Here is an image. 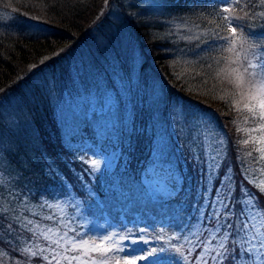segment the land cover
I'll list each match as a JSON object with an SVG mask.
<instances>
[{
	"label": "rangeland",
	"instance_id": "1",
	"mask_svg": "<svg viewBox=\"0 0 264 264\" xmlns=\"http://www.w3.org/2000/svg\"><path fill=\"white\" fill-rule=\"evenodd\" d=\"M219 1L225 3L216 11L222 27L226 29V37L223 39L226 43L222 45L216 39H211L210 42L206 39L209 37L208 30L199 31V27L186 20L180 19L177 23L168 17L167 0H109L95 24L90 26L77 42L75 49L62 57L58 63L56 61L55 67L37 70L39 72L35 74L32 82L23 87L20 98L14 97L15 94L11 92L3 96V102H0L3 122L6 125L18 126L20 140L22 136L28 138L31 134L29 141L25 143L34 140L36 148L45 151L39 135L29 126L31 123L26 122L28 126L22 128L20 122L31 117L28 106L37 109L39 104L46 103L64 142L67 143L77 129L91 130L97 138V147L101 150L100 154H89L81 160L88 174L80 176V189L85 191L81 196L73 193L65 176L67 171L72 172L74 166L67 161L64 153L59 162L62 166L59 167L54 160L59 168V175L64 177L63 183L38 171L36 174H27L20 180L17 172L9 168L7 161L0 164V215L18 225L16 232L19 235L14 233L13 241H17L19 249L26 256L31 258L32 252H36L37 257L49 262L54 252L60 264H68L64 259L65 255H79L82 259H102L104 257L100 251H93L95 247L119 248L121 238H127L126 231H120L121 227L127 226V229H131L133 225H137L145 229L146 235L143 239L149 241L141 247H147L149 251L155 247L159 251L163 244L169 250L166 260H173L174 256L183 257L185 253L182 247L186 242L191 248L204 234L200 221L192 220L199 215L196 211L197 205L202 208L203 204L199 195V170L191 162L192 157L186 151V147L190 146L196 137H199V140H196L197 150L203 141L209 165L213 164L211 157L217 153L224 158L216 161L222 164L218 175L223 176L230 165L234 186L235 182L243 180L244 187L254 194L255 198L249 202L252 212H249V208L244 211L253 217L252 223L257 226L254 231L260 230L261 234H264V212L256 202L259 199L264 203V159H261L264 157V151H257L264 149V143H256L260 133L251 131L255 122H245L243 103L246 101H243L238 90L227 82V70L233 67L242 69L245 60L255 62L248 44L253 45L252 51L255 50L258 54L260 48L264 47V15H261L264 14V7L258 11L257 19H251L245 28L239 20L232 17L241 14L240 8L234 5L237 0ZM129 4L134 7H128ZM225 7L229 11L224 12ZM0 16L5 19L11 17L9 13H0ZM225 17H232V21L226 20ZM133 21L148 23L154 28L152 30H156L162 37L164 34L168 35V40L174 47L173 54L179 57L176 58L175 65L183 67V70H174L178 78L185 79V70H191V67L201 68L197 67L202 65L201 62L195 63L191 60L198 51L200 55L204 54L209 65L212 64V68L205 70L206 73L201 76L207 74L213 79L218 77L219 81L225 84L219 90H214V85L210 87V91L215 93L214 101L221 100L233 106L237 114L234 117L235 127L245 133L246 139L252 141L251 144L243 145V148L231 150L244 151L243 155L239 153L238 160L232 162L230 155L226 154V150H230L227 136L225 137V131L218 130L210 113L202 112L198 108L191 110L187 105L184 106L179 98L167 97L166 90L155 73L159 70L150 69L151 65L152 69L157 67L151 58H147L150 67H141L146 58L137 45ZM233 26L237 27L235 34L229 31ZM27 29L36 33L47 30L33 24H28ZM233 39L235 44L232 43ZM194 46L197 48L192 50ZM198 47L203 48L202 51ZM206 52H211L212 56ZM53 56L48 58L53 59ZM220 69H225L226 72L217 76ZM201 71L197 70L199 73ZM44 122L48 123L47 120ZM139 135L145 136V141L141 142V147L145 145L142 153L145 160L138 162L142 174L137 178L133 170H125V165L129 162L125 153L129 149L133 150V147L128 146H133L136 136ZM221 137L224 139L223 145L214 147L217 138ZM180 149L187 154L186 160H180L181 165H192L198 171L189 174L198 180L195 195L185 200L189 212L179 209L165 192L167 181H173L177 185L182 181L183 171L177 161ZM93 160L100 163L98 180L88 171L93 167ZM210 179L208 187L214 191L210 195L212 198L215 196L214 188L220 181ZM65 186L68 187L64 188ZM236 191L238 190L235 189L234 195L239 198L241 192ZM49 204L51 208L47 206ZM241 207L242 205H237L238 210ZM49 216L53 219H45ZM28 221L32 223L28 224ZM66 232L69 233L68 236H65ZM74 233H79L82 239L88 240L89 243L82 246V251L67 252ZM180 234H183V238L177 243L174 237ZM252 235L250 231L249 237ZM104 236L110 239L104 240ZM189 237L191 239H188ZM204 238L208 241L209 251H204L202 255L208 257L213 249L219 250L218 245L223 238L213 241L210 234ZM176 248L180 249L179 253L175 252ZM195 249L196 254L201 252L199 247ZM105 255L111 259L112 264L117 258L124 264L125 257L122 253L110 252ZM130 259H135L136 264H146L144 260L136 257ZM195 261L193 264H202L200 260ZM51 263L55 264V261ZM73 264L77 262L73 261ZM183 264H188V261H183ZM248 264L253 262L249 261ZM256 264L261 262L257 261Z\"/></svg>",
	"mask_w": 264,
	"mask_h": 264
},
{
	"label": "trees",
	"instance_id": "2",
	"mask_svg": "<svg viewBox=\"0 0 264 264\" xmlns=\"http://www.w3.org/2000/svg\"><path fill=\"white\" fill-rule=\"evenodd\" d=\"M167 2L166 12L169 14L168 17L173 18L177 23L181 21L180 19L186 20L191 25L199 27V31L208 30L209 37L206 39L209 42L219 36L220 39H216V41L220 45L226 43L223 41L226 37V29L222 27L220 16L216 13L218 8L225 4L224 2L219 0H167ZM235 3V7L240 8L241 14L239 16L235 14L232 17L239 20L245 28L251 19H253L252 21L257 19L258 11L264 7V0H237ZM104 6L105 0H0V13H9L11 16L7 19L0 16V89L4 90L0 91V102H3V96L7 92H11L15 94L14 97L20 98V92H22L23 87L32 82L35 74L41 70L55 67L62 57L75 49L84 32L95 24ZM232 17H230V21H232ZM28 24L40 25L47 30L37 33L29 32L27 29ZM132 24L139 50L146 58L141 67H150V62L147 58H151L157 67L152 69L151 65L150 69L159 70L155 71V73H157L159 81L164 86L167 97L170 99L172 97L179 98L184 106L187 105L191 110L198 108L202 112L210 113L215 119L218 130L220 132L225 131V137L227 136V145L230 150H226V154L230 155L232 162L236 159L238 160L237 156H239L240 152L243 155L244 151H241L242 149L238 152L231 150H234L233 148H243V145H245L243 141L246 139V135L234 125L236 120L234 117L237 114L233 110V106L225 104L221 100L216 99L217 101H214L213 95L215 93L210 91V87L215 86L214 90H219L225 84L219 81L216 76L214 79L207 74L206 76H201L202 73H206L205 70L212 68H209V63L204 54L200 55L198 51L191 58L195 63L196 61L201 62L202 65L197 66L201 68L194 69V67H191L192 71L185 70V79L178 78L174 70H183V67L180 66V68L179 65H175L176 58L179 59V57L173 54L174 47L168 40V35L164 34L162 37L156 30H152L154 29L152 26L142 21H133ZM248 45L251 53L253 45ZM196 48L197 46H194L192 50ZM198 48L200 51L203 49ZM206 53L212 56L211 52ZM51 56L54 57V60L48 58ZM56 61L57 63H55ZM197 70L202 71L199 73ZM22 100L24 99L22 98ZM38 106L40 107L37 109L35 107L31 109L28 106L29 111H31L29 113L31 117L27 121H19L21 127H27L26 122L31 123L29 126L37 132L43 148L48 156L56 161L58 166L61 165L59 162L63 158L62 154L64 153L67 161L74 166L72 167V172L67 171L65 176L68 178L67 180L74 191L73 193L81 196L85 191L80 189L82 184V177L80 176L88 175L81 160L89 154L101 153V150L97 147V138L93 136L94 133L91 130L83 131L82 129L81 131V129H77L69 141L67 143L64 142L57 123L50 116V107L46 103ZM45 120L50 126L44 122ZM30 136L31 134L27 137L29 138ZM28 138L22 136L21 141L25 143V141H29ZM247 140H249L248 144L252 143L250 139ZM142 141H145V136H136L134 145L128 146L133 147V150L129 149L125 153L126 160L129 161L128 165H125L127 167L125 170H133L137 178L142 174L138 162L141 159L145 160L142 154L145 145L141 147ZM172 149H174V145ZM178 152L177 161L183 171L182 181L179 185L173 181H167L165 192L179 206V209H182L183 212H189L188 206L185 205V200L193 198L198 182L194 175L191 176L189 174H195L198 172V168L194 169L189 164L181 165L180 160H186L187 154H184L181 149ZM36 171L40 172L38 166ZM36 171L35 174L37 173ZM29 174L32 175V173ZM174 186L176 187L175 191H173ZM66 187L68 186L64 188ZM234 187L240 191V182H235ZM181 188L182 190H180ZM238 191L236 192L239 193ZM84 197L85 195L82 196V198ZM256 202H258L257 204L260 207L264 206V203L260 202L259 199ZM261 209L264 212V207H261ZM189 224L190 222L188 227ZM0 240L11 241L10 243L0 244V264H49V262L37 256L29 258L21 252L17 241L14 242L13 237L6 235L5 228L1 229ZM186 248H190L187 242L182 247V250L184 251ZM196 251L194 249L193 253L188 256L190 260H193ZM195 262L193 260V263Z\"/></svg>",
	"mask_w": 264,
	"mask_h": 264
},
{
	"label": "snow or ice",
	"instance_id": "3",
	"mask_svg": "<svg viewBox=\"0 0 264 264\" xmlns=\"http://www.w3.org/2000/svg\"><path fill=\"white\" fill-rule=\"evenodd\" d=\"M105 4L108 5L109 0H105ZM128 7H134V5L129 4ZM223 11L227 12L229 9L225 7ZM136 15L138 16L139 13H136ZM225 19L230 18L225 17ZM229 31L235 34L237 27H230ZM216 39L219 40V36ZM235 42V39H233L232 43L235 44ZM229 50L231 51V49ZM259 53L253 50L252 55L255 57V62L253 60H245L242 69L233 67L227 70L229 77L227 82L238 90L241 99L246 101L243 103V111L246 113L245 122L247 123L249 120L255 122V126L251 131L260 133L256 143H264V47L260 48ZM211 67L212 65H209V68ZM257 69H260V71H257ZM223 72H226V70L220 69L217 72V76ZM0 91L4 90L0 89ZM17 129L18 126L16 125H6L3 122L2 115H0V164L7 161L9 168L17 172L20 180H23L29 173H35L36 167L38 166L39 171L44 175L53 180L59 179L63 183L64 177L59 175V168L56 166L55 161L48 156L46 151H40L36 148L34 140L29 143L21 141ZM196 140H199V137H196L192 141V144L186 147V151L192 157L191 162L199 170V180L201 183L199 195L200 201L203 204L202 208L199 204L197 205L196 211L199 215L193 217L192 220L200 221L204 234L191 248L184 250L185 255L183 257L177 258L174 256L173 260H166L165 257L169 250L163 244H161L159 251L155 247L151 251L147 247H141V245H147L149 243V241L143 239L146 235L145 229L133 225L131 229H127V226L121 227L120 231H126L127 238H121L122 242L119 248H100L97 246L93 249V251H100L101 256L104 258L92 259L91 257H87L82 259L79 255H65L64 259L68 264H73V261H76L77 264H112L111 259L105 255L110 252L122 253L125 257L124 264H136V260L130 259V257L144 260L146 264H173V261L174 264H183V261H188V264H193V260H200L202 264H248L249 261H252L253 264H256L257 261L264 264V234H261L260 230L254 231L257 226L252 223L253 217L245 214L244 211L245 208H249V202L255 198L254 194L244 187V181L241 180V195L237 198L234 195V176L232 175L231 166H228L223 176L218 175L222 164L216 163V161H221L224 158H221L217 153L211 157L213 164L209 165L208 157L203 147V141L200 142L199 150H197ZM223 143V137L217 138V143L214 147H221ZM243 143L247 145L249 140L245 139ZM257 151H264V149H257ZM249 155H252V153H249ZM261 159H264V157H261ZM92 166L88 171L98 180L101 171L100 163L93 160ZM210 178L219 179L220 181L219 185L214 188L215 196L212 198H210V195L213 189L208 187V184L211 182ZM175 190L176 187L174 186L173 191ZM237 205H242V207L238 210ZM47 206L49 208L52 207L50 204ZM249 212H252L251 208H249ZM45 219L52 220L53 217L49 216ZM31 223L32 221H28V224ZM5 227L8 237H13L14 233L19 235L16 232L18 225L5 216L0 215V228ZM190 227L191 225L189 226V230ZM28 231L32 230L28 229ZM250 231L253 233L251 238L249 237ZM32 234L35 235L34 232ZM209 234L213 241L219 240L220 237L223 239L219 242V250L213 249L208 257H204L202 253L209 251L207 248L208 241L204 237L209 236ZM68 235L69 233L66 232L65 236ZM181 238H183V234L174 237L177 243H179ZM71 239L72 244L70 248L66 249L67 252H71L72 250L82 251V246L89 243L88 240L82 239L79 233H74ZM103 239L108 240L110 237L104 236ZM188 239H191V237ZM10 242V240H0V244ZM101 243H103V240ZM196 247H199L201 252L196 254L193 260H188V256L193 253ZM179 251V248L175 249L176 253H179ZM142 253H147V255H143ZM36 255V252H32L33 257ZM51 261H55V264H60L54 252L51 255L49 264H51ZM114 264H121V260L118 258L115 259Z\"/></svg>",
	"mask_w": 264,
	"mask_h": 264
}]
</instances>
